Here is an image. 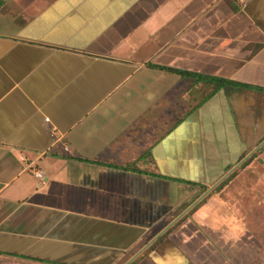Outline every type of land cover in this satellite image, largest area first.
I'll return each instance as SVG.
<instances>
[{
  "label": "crops",
  "instance_id": "obj_1",
  "mask_svg": "<svg viewBox=\"0 0 264 264\" xmlns=\"http://www.w3.org/2000/svg\"><path fill=\"white\" fill-rule=\"evenodd\" d=\"M259 88L264 0H0V264H202ZM181 219L187 246H147Z\"/></svg>",
  "mask_w": 264,
  "mask_h": 264
},
{
  "label": "rangeland",
  "instance_id": "obj_2",
  "mask_svg": "<svg viewBox=\"0 0 264 264\" xmlns=\"http://www.w3.org/2000/svg\"><path fill=\"white\" fill-rule=\"evenodd\" d=\"M258 145L253 146L246 153L248 154ZM254 153L255 156L249 163L243 167L240 166L253 154L238 165L235 177L229 178L224 186L218 185L215 195H211L216 198V201L218 200L217 203L220 205L218 210H223L226 214L224 219L220 220V224L214 225L215 234H211L212 238H208L205 234L207 223L197 224L200 232L194 240L199 239V241L188 248L198 254L202 264H264V144ZM184 186L173 182V197H178L185 189ZM212 198L209 197L208 200H213ZM200 207L196 206L198 209ZM187 218L189 219V216ZM183 220H179L176 225L177 220L169 223L147 246L155 241L159 245L161 240L168 237L171 240L176 236L180 240V246H187L191 232L187 233ZM167 245L173 250L167 257L171 264H194L184 252L175 251L171 245ZM152 259L155 257L153 256ZM156 260L162 263L159 257ZM136 263L135 259L130 264Z\"/></svg>",
  "mask_w": 264,
  "mask_h": 264
},
{
  "label": "trees",
  "instance_id": "obj_3",
  "mask_svg": "<svg viewBox=\"0 0 264 264\" xmlns=\"http://www.w3.org/2000/svg\"><path fill=\"white\" fill-rule=\"evenodd\" d=\"M157 67H160V68H164L162 66H157ZM172 70V69H171ZM173 71H177L179 72L180 74H182L183 76H189V77H194V81L195 82H201V81H209V82H213L215 83V87H214V91H216L217 89L221 88L222 86L226 85V84H235V85H240L242 87H246V88H256L255 86H252V85H248V84H242V83H237V82H233V81H229V80H223V79H220V78H215V77H209V76H205V75H202V74H199V73H194V72H188V71H178V70H173ZM260 90H264V88H259ZM260 151V150H259ZM256 153V152H255ZM255 153L253 152L249 157L248 160H246L243 165L241 164L240 166L243 167L244 165H246L247 163H249L250 160H252L255 156ZM237 171L236 168L231 172V174H229L220 184L219 186H224L226 183H227V180L229 178H232V177H235L237 175Z\"/></svg>",
  "mask_w": 264,
  "mask_h": 264
},
{
  "label": "water",
  "instance_id": "obj_4",
  "mask_svg": "<svg viewBox=\"0 0 264 264\" xmlns=\"http://www.w3.org/2000/svg\"><path fill=\"white\" fill-rule=\"evenodd\" d=\"M229 173H231V172H229ZM229 174H227L226 176H225V178L228 176Z\"/></svg>",
  "mask_w": 264,
  "mask_h": 264
}]
</instances>
